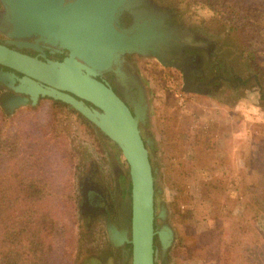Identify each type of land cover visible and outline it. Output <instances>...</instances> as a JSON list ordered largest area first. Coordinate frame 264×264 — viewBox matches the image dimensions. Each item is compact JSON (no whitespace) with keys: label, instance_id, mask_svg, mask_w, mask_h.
Wrapping results in <instances>:
<instances>
[{"label":"rangeland","instance_id":"1","mask_svg":"<svg viewBox=\"0 0 264 264\" xmlns=\"http://www.w3.org/2000/svg\"><path fill=\"white\" fill-rule=\"evenodd\" d=\"M182 1L190 3L189 17L228 37V45L244 60L242 74L254 69L264 82V50L246 37L238 40L229 29L242 28L246 14L203 0ZM210 7L235 15L210 22ZM148 77L153 88L157 152L150 155L158 165L157 207L167 206V223L176 234L168 262L264 264V201L256 202L264 182V100L234 108L227 102L234 99L230 95L220 99L184 93L169 73ZM64 115L48 101L14 115L0 107V125L2 137L17 140L15 159L24 161L16 168L45 179L55 193L48 202L59 229L49 237L51 264H83L85 255L96 253L102 236L80 225L74 182L80 158L64 130Z\"/></svg>","mask_w":264,"mask_h":264},{"label":"flooded vegetation","instance_id":"2","mask_svg":"<svg viewBox=\"0 0 264 264\" xmlns=\"http://www.w3.org/2000/svg\"><path fill=\"white\" fill-rule=\"evenodd\" d=\"M41 1L44 4L50 2ZM75 1L65 0L64 4ZM33 2L38 3L39 0ZM132 2L134 6L121 11L118 21L112 23L115 32L110 28V34L111 40L116 41L117 34L121 35L123 29L133 28L135 23L140 22L142 30L136 40L138 49L119 52L108 68L98 70L94 76L111 87L131 110H134L135 105L143 104V107L146 105L145 123L141 122V127L143 136L150 141L148 151L152 156L157 151H154L156 143L152 129L153 88L148 77L151 73H169L177 79L179 87L186 94H204L220 99L230 95L235 100L227 102H231L234 108L250 104L249 101L260 103L264 100L263 76L254 69H247V73L242 74L240 69L244 60L238 58L228 45V37L221 32L215 33L208 24L189 17L187 14L189 2L182 0ZM11 11L9 1L0 0L1 45L43 62H64L66 58H70V49L62 47L60 43L51 44L41 40L39 34L31 37H18L13 34L15 25L11 19ZM209 11L212 14L210 22L214 23H220L224 18L232 20L235 15L229 10L227 13L225 8L220 7H210ZM81 17L85 18L84 15ZM229 29H233L232 33L238 36V40L244 38L241 26L236 28L233 25ZM80 39L81 37L78 40ZM15 41L20 42L22 46H17ZM156 54L163 57L165 63L161 62ZM79 61L84 63L80 58ZM0 70L14 72L18 78L24 76L23 73L2 64ZM18 78L16 84H20ZM65 92L83 100L90 108L102 111L92 102L70 91ZM16 96L30 98L29 94L17 92L0 83V107L5 114L14 115L21 108L38 106L45 101H48L51 107L65 113L64 130L70 135L71 148L76 149L75 152L72 151L80 158L76 163L74 175L80 225L85 232L102 236L96 253L85 255L83 264H132V180L130 165L121 147L69 103L40 95L36 104L30 100L11 111ZM157 166L154 162L156 172ZM157 220L161 226L163 223L158 216ZM155 241H159L158 237Z\"/></svg>","mask_w":264,"mask_h":264},{"label":"water","instance_id":"3","mask_svg":"<svg viewBox=\"0 0 264 264\" xmlns=\"http://www.w3.org/2000/svg\"><path fill=\"white\" fill-rule=\"evenodd\" d=\"M7 1L12 8L13 34H39L41 40L70 49L71 55L64 62H43L0 44V64L24 74L18 78L14 72L0 70V83L30 95L16 96L11 111L30 100L36 104L40 95L49 96L71 104L116 142L130 165L132 180V264H169L166 253L174 245L175 229L167 223V206L163 204L161 210L157 207V172L148 151L150 141L143 136L141 127L146 105L138 104L131 110L111 87L94 76L98 70L108 68L119 52L138 49L140 22L123 29L116 41L111 40L110 34V28L115 32L112 23L121 11L134 6L133 0H76L66 5L65 0L45 4L41 0ZM14 43L22 46L18 41ZM156 56L165 63L163 57ZM17 78L20 84H16ZM65 91L92 102L102 111L90 108ZM156 237L159 241H155Z\"/></svg>","mask_w":264,"mask_h":264},{"label":"trees","instance_id":"4","mask_svg":"<svg viewBox=\"0 0 264 264\" xmlns=\"http://www.w3.org/2000/svg\"><path fill=\"white\" fill-rule=\"evenodd\" d=\"M246 14L243 37L264 50V0H203ZM247 19V20H246ZM58 110V109H57ZM62 111V110H58ZM4 122L6 117H3ZM0 125V264H51L49 237L59 229L48 204L55 193L45 179L16 168L17 140L2 137ZM257 204L264 201V182Z\"/></svg>","mask_w":264,"mask_h":264}]
</instances>
